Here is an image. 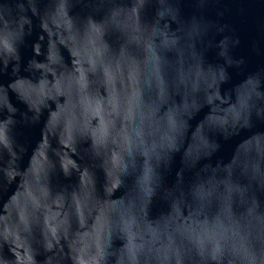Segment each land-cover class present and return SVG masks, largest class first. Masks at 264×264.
I'll return each instance as SVG.
<instances>
[{"label": "water", "instance_id": "95a60500", "mask_svg": "<svg viewBox=\"0 0 264 264\" xmlns=\"http://www.w3.org/2000/svg\"><path fill=\"white\" fill-rule=\"evenodd\" d=\"M0 264H264V0H0Z\"/></svg>", "mask_w": 264, "mask_h": 264}]
</instances>
